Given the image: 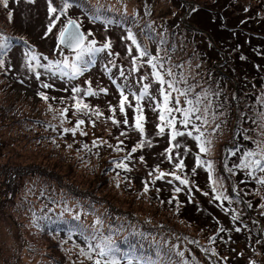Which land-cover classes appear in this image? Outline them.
<instances>
[{
    "label": "rangeland",
    "instance_id": "374dc122",
    "mask_svg": "<svg viewBox=\"0 0 264 264\" xmlns=\"http://www.w3.org/2000/svg\"><path fill=\"white\" fill-rule=\"evenodd\" d=\"M240 1L254 13L239 21L238 26L242 24L259 35L251 41L247 36L245 46L244 33L232 36L240 44L230 50L229 56L235 66L239 58L240 66L229 71V78V66L212 48L216 40L229 36L226 26L218 23L213 27L216 18L203 14L209 7L214 9V16L222 11L234 17L240 12L237 3L231 5L230 12L221 0H68L73 6L60 15L64 0H8L7 6L0 0V36L11 38L9 47L0 49V60L4 61L0 66V196L10 210L7 217L0 212V250L6 254L4 258L26 245L29 256H24L20 264H91L73 245L85 246L81 230L89 234L99 230L103 235H112L121 249L135 244L139 252L143 245V254L153 260L159 253L160 264H264V185L240 169L228 171L239 163L243 151L255 147L253 141L264 140V120L260 118L264 113V104L260 103L264 99V38L259 37L264 36V0ZM49 4L57 8L56 13H49ZM93 15L100 19H93ZM56 16L60 18L49 32L48 26ZM229 16L227 19L234 24L237 19ZM68 19L75 20L86 35L91 33L88 40H95L96 47L110 42L111 48L95 54L93 58L98 59L74 79L58 73L52 76L44 68H36L41 73L37 80L28 68L26 53L41 54L42 64L62 60L65 55L71 59L73 54L65 51L58 39ZM185 19L202 30L183 24ZM128 29L143 48L158 57L163 71L171 69L177 80L183 77L186 84L182 82L180 87L192 86L195 93L206 94L202 107L208 106V123H196L201 125L203 138L211 141L208 153H200L196 141L187 135L178 136L171 144L168 129L164 136L157 135L158 113L153 112L147 99L142 101L144 139L151 140L152 147L132 152L142 137L130 127L131 108L126 107L129 125L122 123L124 117L118 108V126L106 119L112 115L109 105L119 103V93L109 77L138 91L142 86L140 77L151 72L147 57H139L135 45L125 39ZM216 32L223 36L215 37ZM20 40L24 42L18 43ZM227 41L226 45L232 43ZM129 47L133 49L131 54ZM133 57L137 58L139 71H132ZM31 64L35 66V61ZM121 70L124 77L120 76ZM247 76L256 79L248 82ZM239 77L237 89L234 84ZM41 82L52 87L41 89ZM86 82L94 90L108 89L107 95L83 97L85 103L104 114L99 119L73 114L70 89L73 85L87 89ZM156 87L152 83V95H156ZM66 88L69 91H64ZM38 91L50 99L42 100ZM129 100L135 104L131 96ZM64 108L68 112L61 123L59 111ZM78 119L85 121L81 130L87 135H81L80 130L75 136L63 131L74 127ZM249 120L254 129L259 127L250 141L239 135ZM177 128L184 130L179 124ZM121 132L127 135L121 136ZM93 140L106 143L93 147ZM176 143L180 147L173 148V160L169 162L161 154ZM85 144L88 149L83 148ZM117 145L123 151H115ZM129 153L131 158L124 159ZM197 155L212 161V181L204 166H196ZM177 158L184 161L182 171L174 169ZM120 161L130 171L116 168L115 163ZM157 166L165 173L176 171L189 183L181 185L170 175L154 181L155 173H149ZM256 176L264 173L257 171ZM176 187L181 191L176 192ZM219 192L229 199L215 200ZM77 216L79 219H75ZM97 219L102 223L96 224ZM70 230L72 239L67 235Z\"/></svg>",
    "mask_w": 264,
    "mask_h": 264
},
{
    "label": "snow or ice",
    "instance_id": "6c2138e0",
    "mask_svg": "<svg viewBox=\"0 0 264 264\" xmlns=\"http://www.w3.org/2000/svg\"><path fill=\"white\" fill-rule=\"evenodd\" d=\"M3 4L7 6L8 0H2ZM73 5L64 0L63 6L59 9L60 15L67 13V10ZM49 13H56L57 8L49 4L48 7ZM59 16H56L55 19L49 24L48 31L51 32L55 21L59 20ZM93 19H100L99 15H93ZM91 33L85 35L84 32L80 30V25L72 19H68L67 23L62 27L59 33V43L67 48L73 55L71 59L69 56L65 55L62 60L49 61L48 64H42L40 58L34 52L26 53L28 58V68L30 71L35 73L36 79L40 80L41 73L36 72V68H44L52 76H56L57 73L60 77H68L69 80L74 79L83 74L86 71V65L92 62V57L96 53L102 52L105 49L111 48V43L106 42L102 47H96L95 40H88V36ZM125 39L130 40L132 45H135L136 51L139 53V57H147L146 63L150 66V74H145L140 77L141 87L138 91H133L131 87L127 84L117 83V80L109 77L111 83L115 85L116 90L119 93V103L117 106L109 105V111L112 115L108 116L106 119L111 120L113 125H119L121 121H118L115 118L117 108L119 112L123 115L124 119L122 123L124 125H129L127 108H131L133 112V123L130 127L137 131L142 139L132 148V152H135L138 148H143L145 146L152 147L151 140L144 139L145 137V128L144 124L146 118L144 116V108L142 101L147 99L151 106L153 112L158 113V121L155 126L157 128V135L164 136L166 134L165 130L168 129L169 132V143L175 141L176 138L187 135L196 141L197 147L199 148L200 153H208L210 151L209 145L211 144L210 140L204 139V133L201 131V125H198L196 121H201V124H207V113L208 106H203V96L206 94L195 93L192 86L180 87L179 85L183 82L186 84V81L183 80V77L180 80H177L175 75L172 73L171 69L163 71V64L158 63V57L151 55L146 48H143L138 42L135 35L132 33L131 29H128V35ZM10 37L0 36V49H6L9 47ZM133 49L128 48L129 54H131ZM85 57H89L88 60ZM47 59V57H45ZM31 61H35V66L31 64ZM4 63L3 60H0V66ZM133 69L132 71H139L137 65V58L133 57L132 60ZM115 66V65H113ZM120 76L124 77V71H120ZM170 77V79H166ZM143 81H149L148 83H143ZM87 89H82L81 87L73 85L70 89L71 96L69 99L72 101L71 108L74 110L73 114H83L85 116H94L96 119L101 118L104 114L99 110V108H92L89 104L84 102L83 97L85 96H97L100 93L107 95V88H99L94 90L91 87L90 82ZM152 83L157 85L155 92L156 95H152L150 88ZM52 85L49 83H40L41 89H49ZM64 91H69V89H64ZM42 100L48 101L49 96L43 92L38 91L36 93ZM129 96L133 98L135 104L129 100ZM54 99V97H53ZM63 102V100L61 101ZM260 103L264 104V99L260 100ZM51 110V106H49ZM68 108L61 109L59 115L61 117V123H63V118L66 117ZM261 120H264V113L260 114ZM85 121L83 119H78L75 126L72 128H64L65 133L71 132L73 136L76 135L77 131L80 130L81 135H87L86 132L81 130V125ZM93 126H95V121H92ZM181 125L184 130L177 128V125ZM264 127V124L261 125ZM190 129V130H189ZM194 133H196L194 135ZM121 136H126V132H121ZM264 135V133H262ZM119 140V138H117ZM245 139H248L245 136ZM106 143V141H97L93 140L92 146L98 147V144ZM120 144L123 141H119ZM255 145L252 149H247L243 151L239 163L233 166V169H228L230 172H234V169H240L245 172V174L251 179L255 180L258 184L264 185V176H256L257 171L264 173V140L253 141ZM71 147V145H69ZM112 147V145H109ZM179 143L173 144L171 147L165 149L164 153L166 158L171 162L173 160L172 151L173 148H179ZM83 148L88 149V145H83ZM90 150V149H89ZM115 151H123L119 145L115 146ZM231 154L235 155L233 151ZM131 153L124 157V159H130ZM143 161V157H140ZM178 159V158H177ZM196 166H204L209 173V180L212 181V171L213 163L210 160H202L200 155L196 156ZM116 168L124 169L125 171H130L128 165L123 161L115 163ZM184 168V161L179 160L174 164V169L182 171ZM195 172V168L193 169ZM155 173L154 181L163 179L165 176H172L175 180L179 181L181 185H187L189 183L187 178H181V176L176 174V171L171 173H165L160 171L159 167L155 168L153 172H150L149 175L152 176ZM153 181V183H154ZM171 183L172 181H168ZM216 181H213V192H217L215 187ZM176 192H180L181 188L176 187L174 189ZM144 191H148V185L145 183ZM159 191V189H157ZM207 195V193H205ZM215 200H228L229 197L225 196L223 192H219L214 197ZM251 205H249L250 207ZM79 219V217H75ZM233 220L237 219L236 216L232 217ZM102 222L97 219L96 224H101ZM224 229H221L223 231ZM236 231H240L239 228ZM68 239H72L73 232L70 230L68 232ZM80 238L84 243V247H80L74 243V247L79 248V255L84 257L86 260L90 261L91 264H160L159 253H157V259L153 260L151 256H146L143 254V245H140L141 251L138 252L137 245L129 244L127 249H121L117 242L113 239L112 235H103L99 230H94L89 234L85 230H81ZM133 235H138L133 233ZM142 235V234H139ZM67 242V241H64ZM183 255V253H178ZM214 254V253H213ZM83 264V262H81Z\"/></svg>",
    "mask_w": 264,
    "mask_h": 264
},
{
    "label": "trees",
    "instance_id": "16d2710c",
    "mask_svg": "<svg viewBox=\"0 0 264 264\" xmlns=\"http://www.w3.org/2000/svg\"><path fill=\"white\" fill-rule=\"evenodd\" d=\"M219 1V0H218ZM221 1H223L224 2V4H225V7H230V12H231V9H232V7H231V5L233 4V3H237L239 6H240V9H239V13H237V15H234V17L233 16H231L232 14L231 13H229V18L230 17H232V18H235V19H237L236 21H235V23L233 24L232 22H229V19H227V15L226 14H224V12H222V11H220V13L218 14V15H216V16H214V15H212V14H214L212 11H214V9L213 8H209V7H207V9L206 10H204V11H206V14L204 13L203 15H208V13L210 14V18H216L215 19V22H213L214 24V26L213 27H215V26H217V24L218 23H223L225 26H226V32H227V34L229 35H224V36H228L225 40H223V41H219V40H216V46L214 45V46H212V48L215 50V52L216 51H218L219 52V55H218V57H219V60H221L223 63L225 62V66H229V70H228V73H227V77H229L230 78V72L229 71H231V70H236V69H238V66H237V64L240 66V59L239 58H237L236 60H235V64H236V66L233 64V59L232 58H230V56H229V53H230V50L232 49V48H234V47H237L239 44H240V40L238 39V38H233V37H235V36H237V35H241L242 33H244L245 34V40L243 41V43H242V45L243 46H245L246 44H247V42H246V37L247 36H250L251 38H250V40L249 41H251V39H254L253 37H255V36H257V35H259V34H257V32H256V34H254L255 32H252L251 30H250V28H246V27H244L242 24L240 25V26H238V23H239V21H242V20H244V19H246L251 13H254V11L253 10H250L249 8H248V6H244V5H242L241 3V1L240 0H221ZM241 2V3H240ZM81 8H84L83 6H80ZM251 7H252V5H251ZM187 18H189L190 19V17H187ZM189 19H185V20H183V21H181L183 24H185V25H187V24H189V26L191 27V28H193L191 25H195L193 22H191V21H188ZM218 20V21H217ZM249 22V21H248ZM247 22V23H248ZM230 23V24H229ZM247 23H243L244 25L245 24H247ZM220 24V25H221ZM220 25H219V27H220ZM235 25V26H234ZM238 27H237V26ZM199 30H202V28H200V26L198 25H195ZM255 26V25H254ZM213 27H211V29L213 30ZM218 27V28H219ZM216 29V28H215ZM243 30H245L246 31V33L245 32H243ZM225 32V33H226ZM210 34V33H209ZM221 34H223V32H221ZM211 36H212V34H210ZM214 36L215 37H217V38H219V37H222L223 35H220L218 32H216V33H214ZM233 36V37H232ZM259 37H261V38H264V36L263 35H261V36H259ZM227 40H230V41H232V43L231 44H229V45H226L225 43L226 42H228ZM224 45V46H223ZM218 46V47H217ZM227 49V50H226ZM222 51V52H221ZM224 53H228L227 55L226 54H224ZM211 55L214 57V55L211 53ZM247 57V56H246ZM246 59H248V58H246ZM232 62V64H231V66L228 64L229 62ZM254 65V64H253ZM258 76V75H257ZM241 77V76H240ZM240 77H239V79H238V82H235V84H234V87L235 88H237V89H240V87H239V82H240ZM253 77V76H252ZM260 77V76H259ZM246 79L248 80V82H252L254 79H256V78H251L250 76H247L246 77ZM256 104V103H255ZM256 105H258V104H256ZM249 124V125H248ZM259 128V127H258ZM258 128H255L254 129V123L252 122V121H248V123H247V126H245V128H244V132H239V135H241V137H243L244 135L245 136H247L248 137V140H249V137L250 136H252V134L258 129ZM250 141V140H249ZM3 177H5V175L3 176ZM48 205H50V203H47ZM252 205H253V203H252ZM258 205H260V204H258ZM0 212L1 213H3L4 215L7 213V212H10V210L8 209V205H7V202H6V199L5 200H2V198H1V196H0ZM6 216V215H5ZM7 217V216H6ZM144 233H147V232H144ZM148 234V233H147ZM149 235V234H148ZM3 244H4V246H6L7 244L5 243V242H3ZM29 250V249H28ZM28 250H26V245L23 247V248H20L19 250H18V252H16V253H14V254H12L11 256H6V257H8V258H4L5 256H3V255H6V254H4V253H2L1 252V250H0V264H4V263H7V264H20V263H22L23 261H24V256H29V253H28ZM246 264H252V263H250V262H248V263H246Z\"/></svg>",
    "mask_w": 264,
    "mask_h": 264
},
{
    "label": "water",
    "instance_id": "95a60500",
    "mask_svg": "<svg viewBox=\"0 0 264 264\" xmlns=\"http://www.w3.org/2000/svg\"><path fill=\"white\" fill-rule=\"evenodd\" d=\"M81 30V29H80ZM82 31V30H81Z\"/></svg>",
    "mask_w": 264,
    "mask_h": 264
}]
</instances>
